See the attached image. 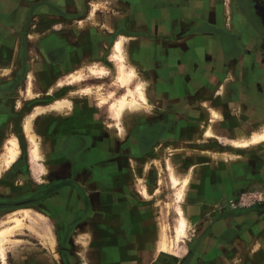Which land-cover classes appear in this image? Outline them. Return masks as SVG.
Segmentation results:
<instances>
[{
    "label": "rangeland",
    "instance_id": "1",
    "mask_svg": "<svg viewBox=\"0 0 264 264\" xmlns=\"http://www.w3.org/2000/svg\"><path fill=\"white\" fill-rule=\"evenodd\" d=\"M201 1L186 0V5L159 4V9H164L166 12L171 10L174 14L186 10V19L161 20L156 22V25H153L159 29L158 35L147 36V38L143 36L135 38L136 41H148V38H153L154 44L159 46H157L159 48V68L160 76L163 79L167 80L170 77L172 79L181 77L180 79H182L184 74L181 73V68L177 69V66H181L182 63L179 64V61L174 62L173 57L175 54L167 53L166 51L167 46L173 44L177 38L168 36V34L172 33L171 30L163 31L168 27L173 29L176 34L179 30H184L183 34H186V64L188 63L186 65V85L182 83L178 85H166L165 83L159 85L149 84L147 93L151 99L152 106L144 102L143 104H145V107L148 106L150 110L142 109L129 112L124 120L126 131H130L133 122L141 124L143 127L153 124H168V127L170 126L174 130V132L166 134L169 144L166 143L165 148H160L158 153L149 154L148 158L145 159V162H149L147 166L145 162L144 164L132 162L133 157H135L136 162L137 160L139 161L137 154H128L129 163L125 162L121 146L124 142V135L127 133L125 131L119 134L120 130L118 131L116 128L119 123L115 122L110 116L109 105L112 100L101 105L100 97L102 96L107 97L111 92L116 93V97L123 95V89H119L115 82L118 69L115 66L116 63L111 59L113 48L110 49L108 54L109 59L104 63V65L108 66L109 73L110 71L112 73L106 83L99 86L101 88L95 86L93 88L94 93L89 94L94 108L100 111L99 117L104 124L105 130L101 136L108 134L110 141L107 142H113L110 151H108L109 147L106 148V153L104 151L102 159H99L100 164L110 162L109 166H111V169L109 168L110 175L107 177L109 181L99 186L98 190H103V192L99 193V195H94V206L91 203L90 194H94L92 187L93 182H96L94 180L88 181L92 179L93 173L90 168L83 169L80 172L82 174L80 177L82 179L86 178V180L81 179L79 181L80 186L82 185V189L88 194L89 203L92 206L91 212L88 214L90 218L94 217V221L90 222L87 228L93 231V234L89 238V247L85 251L86 257L89 258V262L92 264L89 252H96L95 250H97L98 253H102L104 249L107 251L110 248L115 249L114 247L117 246H109V238L120 236V231L123 233L134 231L139 238H142L141 240L153 241L155 245L148 246L150 250L153 248L154 256L159 254V252L161 254V245L164 247L165 243L167 246L174 244L178 255L168 254L164 256L165 259H173L174 264H180L183 261V264H194L192 263L193 259L197 260L196 264H209L208 262L214 258L216 261L222 259L221 264H228L226 256L231 258L242 254L244 257L253 258L255 256L256 264H261L264 261V245L246 254L243 252L247 248V244L251 242L248 239L251 240L254 236L253 234V236H250L251 238L247 237L246 234L250 228L258 231V226L262 225V232H255L257 238L264 236V142H252L253 134L264 126V116H260L264 111V43L258 42L257 45L259 47L257 48L254 47L256 44L253 46L250 43L249 38L253 35L250 31L252 23L249 19L250 15L246 0H214V3L209 5ZM232 1L235 3V7L229 4ZM228 6H230L231 10H228ZM232 10L235 17L230 24L227 14L230 15ZM19 23H21L22 31L20 32L21 34L19 33L17 41L20 46H23L24 42L21 41L22 33L24 34L25 30H32V28L35 30L34 20H32V17L27 16L25 20ZM197 31H215L220 33L222 38L219 34L216 36L212 34L205 35L202 32H200L201 34H194ZM179 37L181 39L182 36ZM29 39L35 40L33 34ZM116 39H118L117 36L112 40L115 42ZM170 39L172 40L171 42H169ZM20 46L16 55L13 52L14 56H16V63L10 60L13 54L11 52L6 53L10 57L9 61H11V64L14 63L17 67L15 70L12 68L9 75L2 76L0 84H8L21 76L22 65L20 56H22V51L21 53L19 52ZM204 47L208 51L209 49H212V51L205 53ZM237 48L242 50V57H238V60L231 64V57L236 53ZM127 54L126 65L132 61L130 53L128 52ZM219 61H222V63L220 67H217V62ZM177 63L179 65L176 66V70H173L174 65ZM167 64L169 65L167 66ZM233 64L235 65L233 68L235 79L230 73V65ZM221 66L223 67L221 68ZM163 68H169V73L161 72ZM130 69L127 65V70ZM249 71L252 73H249ZM15 72L20 74L17 75ZM78 74L83 75L84 80L81 84L92 80L90 69L89 73L80 71ZM137 74L135 82L144 81L140 71ZM71 75L65 79L68 86L77 84L70 80L72 78ZM225 79H229L225 81L227 83L229 81V83L225 93L221 95L219 90L222 81ZM26 81L30 82V79L26 78ZM235 87H243L244 92L246 90L251 91L254 99L243 97L245 96L244 93L235 94L233 92ZM37 93H39L38 90ZM34 97L35 95L30 98ZM255 100H258L259 104H255ZM210 109L220 111L223 114V119L216 121ZM251 112L259 115L253 117ZM213 120L216 122H212ZM209 126L212 127L215 136L210 134L209 136L207 131H205ZM185 130H191L192 132L191 134L186 133V138H184L183 134ZM245 138L249 139L246 140ZM244 140L249 141L251 144L240 147L234 144V142H242ZM9 141L6 145L9 144ZM19 142L21 145H19L21 147L20 155L16 161L20 157L26 158L28 169H26L25 174L12 177L11 171L16 165L15 161L10 168L0 175V201L4 203L11 202L12 199L16 201L15 199L17 198V200H20L19 198L29 196L31 192H37L41 189L45 190V188L53 186L57 182L54 179L53 172L44 176L40 162L31 159L30 149L33 145L32 141L24 139L23 143L21 140ZM5 146L0 148V152ZM158 150L159 147H157ZM94 151L96 152V150ZM228 156L230 157L229 160L225 159ZM86 160L85 164L93 163L91 157ZM157 162H160V168L157 167ZM172 170L181 179V182L175 184L172 181ZM63 172L65 173L64 176L68 174L65 170ZM188 176L190 177L187 180ZM140 177H142L143 181H140ZM222 184L223 186L225 185L226 189L219 190L217 187ZM144 186L146 187L145 190L143 189ZM182 189H186V201L182 203L186 216L190 221L195 222L193 224L197 227L188 232L186 239L177 241L175 238V227L181 218L177 193L179 194ZM108 190L122 193L121 195L114 194ZM145 191L148 197L145 196ZM141 192L143 195H141ZM125 193L127 196H124ZM56 198V196L50 197L33 209L39 212L41 211L39 207L43 204L51 205L55 208L63 206V208L59 207L62 210L69 208L71 197L67 196L64 199L65 201ZM117 200L118 202L115 205L121 206L124 203L141 211L140 213H135L140 218V221L135 224L130 223L132 227L135 225L136 228L120 230L118 229V223L115 225L109 223L112 214L99 213V211L103 212L106 210L104 206L110 205ZM72 202L81 204L82 200L81 198H75ZM97 210L98 212H96ZM10 213L11 211L5 209L0 210V231L13 225V223L4 224L10 217ZM45 215L47 216L33 211V217L36 219L33 222L30 218L19 214L25 225L22 230L18 231L19 233L17 232L16 236L11 238L12 242L6 243V259L9 264H17L20 256L23 257L21 264L82 263L78 254L79 247H77L75 235L72 232L76 229L74 228L76 224L81 220V215H86V213L77 214L63 211L56 214L45 212ZM119 215L125 214L124 212H116L115 219L113 218L115 222H119ZM67 219H69L70 223H68ZM67 224H69L68 227ZM161 224L163 226H160ZM111 225H113V229L110 228ZM47 230L57 237L61 261L47 249L46 243L41 237L45 231L47 233ZM167 230L170 239L172 238L171 241L166 234ZM160 232L161 240L158 247L157 242L160 238ZM164 238L169 242H165ZM209 238H212L210 242H208ZM257 238H255L256 242H260V239L257 240ZM238 239L239 241H237ZM240 241H243V244L239 245ZM100 242H104L105 245L102 246ZM184 248L186 250H183ZM217 249H219V253L213 258L212 255ZM189 252L190 255L188 257ZM31 254L33 256L29 257ZM232 262L234 264H246L244 260L240 261L239 259H234Z\"/></svg>",
    "mask_w": 264,
    "mask_h": 264
},
{
    "label": "crops",
    "instance_id": "2",
    "mask_svg": "<svg viewBox=\"0 0 264 264\" xmlns=\"http://www.w3.org/2000/svg\"><path fill=\"white\" fill-rule=\"evenodd\" d=\"M201 2L209 5L214 3V0H203ZM159 4L186 5V0H0V66L10 67L14 70L17 67L14 63L11 64V61H9L10 57L7 56L6 53L11 52V54H13L14 52L15 55L17 54V49L20 46L17 41V37L22 31L21 23L19 22L25 20L27 16L32 17L34 20L35 30L32 28V30H30L27 34L22 33V35L25 37L24 49L21 45L19 50L20 53L21 51L23 54H25V52L28 53L26 76L29 78L30 71H32L31 73L34 74V82L36 87L35 91L37 92L38 90L39 93L37 94L43 95L40 97V99L45 100L44 103H41L42 107L49 108L55 103V100L63 98L72 100L75 105L74 110L71 112L48 111L46 113L39 114L34 120L36 132L39 134L43 142L42 147L44 148L48 158L47 167L50 171L54 172V174L55 170H57V163L59 162L58 158H63L62 153H60L62 143L64 139L69 136H77L80 140L77 143L79 144V153L77 157L80 163L91 157L94 161V164H99V159H102L104 151L106 153V148L109 147L110 149L111 147V145H108L111 142H107L110 141V136L108 134H103L105 137L101 136L105 129L103 127V121L99 117L100 111L94 108L92 99L89 97L90 95H83L79 91L85 88L93 89L95 86L98 88L102 84L106 83V80L112 71H110V73L104 78L97 79L92 76V80L86 81L87 83L84 82L82 84L80 83L73 86H68L65 79H67V77L71 74H78L80 71L89 73V66L92 64L97 63L98 65H104V63L109 59L108 54L110 53V49L113 48L114 53L115 44L118 42V39H120L121 36H143L144 38H147V36L158 35L159 29L153 26L156 25V22L161 20H180L181 18L186 19V10L174 14L171 12V10L170 12H166L164 9H159ZM229 4L235 7V3L233 1ZM32 6L34 7L31 8ZM96 6L98 7L97 9H95ZM227 16L231 24L235 17L233 10L231 11L230 15L227 14ZM109 28H112V31ZM183 31L184 30H179L177 34L174 32V30L173 32L171 31L172 33L169 32L170 34H168V36H174L177 39L174 40L173 44L167 46L166 49L167 53L175 54L173 57L175 60L174 62L179 61V64L182 63L181 66H177L179 65L178 63L176 65L172 64L174 65L173 70H176V66L177 69L181 68V73L184 74L182 79H180L181 77H179V79H177V77L174 79L170 77V79L165 80L162 76H160L159 46L154 44L153 38H148V41H134L132 45L129 46V53L132 61L131 63H127V65L129 68H135L136 72L140 71L142 80L147 79L145 82L148 83V85H159L161 83H165L166 85H178L182 83L186 85V34H183ZM32 34L35 37L34 41L29 39ZM116 36L118 39H116L114 42L112 39ZM179 36H182L181 39ZM171 41L172 40L170 39L169 42ZM54 49L63 51L65 56L63 62L55 63L48 60L47 52H51V50ZM14 54L11 56L10 60L15 62L16 56H14ZM7 61L9 62L7 63ZM217 63V67H220L222 61ZM168 65L169 64H167V66ZM105 66L108 68L107 65ZM234 66V64L230 66L231 76ZM222 67L223 66H221V68ZM168 71H170L169 68H163L161 72H166L168 74ZM249 73L252 72L249 71ZM19 74L20 73L17 75ZM234 76L233 78L235 79ZM1 77L0 79H2ZM226 80L229 79H225L221 84H223ZM137 82H134V85L137 86ZM139 82L143 83V81ZM59 84H61L62 87H58ZM28 87L29 84L26 86V88L28 89ZM233 92H235V94L244 93L245 96L242 95L243 97L254 99L252 92L249 90L244 92L243 87H235ZM219 94L223 95L220 93V90ZM254 103L259 104L258 100H255ZM210 110H213V115L216 113L217 115H220V118L222 117L221 119H223V114L220 111L215 109ZM31 115L26 117L25 122L31 117ZM217 115H214L216 121L219 120ZM251 115L255 117L259 114L251 112ZM260 116H264V111ZM214 120L212 122H216ZM23 128L25 130V127ZM208 128L205 129V131H207ZM4 132L6 131L4 130ZM25 133L28 139L27 131ZM186 133L191 134L192 132L191 130H186ZM13 136L15 135L12 134L11 137ZM11 137H9L7 142ZM218 137L220 138V136ZM83 138L90 140L88 146H86L85 149ZM245 139L248 140L249 138ZM94 150H96V152ZM59 169H61L59 172L61 174H65L63 172L64 170L68 173L65 175V177L71 176V173L68 170L69 168L62 167ZM99 186L100 183L93 182V192L98 190ZM224 186L222 184L217 188L219 190L226 189ZM90 195L91 203L94 206L95 196L94 194ZM141 195H143L142 192ZM117 202L118 200L113 201L110 205H106L108 207L104 206L106 210L103 212L99 211V213L112 214L109 223L114 225L118 223V229L120 230L136 228L135 225L132 227L130 223L135 224L136 222L140 221V218L137 217L135 213H140L141 211L138 208H132V206L124 203H122L121 206L115 205ZM39 209L41 210L39 212L35 211L34 209H32V211L37 214L40 213L44 216H47L45 215V212L49 211L50 207L43 204L42 206L40 205ZM96 212H98V210ZM116 212H124L125 214L119 215V222L114 221ZM133 212L134 214H132ZM93 221L94 217L87 218V216H85L75 228H77L78 225H80L79 227L81 228H88L90 222ZM112 226L113 225L110 227L111 229H113ZM160 226H163V224ZM261 226H258V231L249 227L252 230V234L248 228L249 232L246 234L247 237L251 238L250 236H253V234L254 236L251 238V240L248 239V241L251 242L247 244V248L245 251H243L245 252L244 254L264 245V236L257 238L256 235V232H262ZM91 232L93 234V231ZM119 234L120 236H112L109 238V246H117L114 247L115 249L110 248L108 251L104 249L102 253H98L97 250H95L96 252H89L91 255L90 260H92L93 264H174L173 260L165 259V257L160 254L158 250L161 240V232L159 241L157 242V251L159 254H156V256H154L155 253L153 248L150 250L148 246L155 245L153 241L148 242L147 240H141L142 238H139L137 233L134 231H126L124 233L120 231ZM166 234L169 237L168 230ZM255 238H257V240L260 239V242H256ZM237 241H239V239ZM100 244H102V246L105 245L104 242H100ZM241 244H243V241H240L239 245ZM183 250L186 249L184 248ZM218 253L219 249L215 251L213 257H216ZM30 256L32 257L33 255L31 254L29 257ZM22 258H20V260ZM225 258L228 264H234L232 262L234 259H239L240 261L244 260V263L246 264H256L255 262L257 261L256 259L254 260L255 256L253 258L244 257L243 254L241 256H234L231 258L226 256ZM87 259L89 261V258ZM210 262L212 264H221L222 259H218L217 261L216 259H212L208 263L210 264ZM183 263L184 261L180 264ZM261 264H264V261L261 262Z\"/></svg>",
    "mask_w": 264,
    "mask_h": 264
},
{
    "label": "flooded vegetation",
    "instance_id": "3",
    "mask_svg": "<svg viewBox=\"0 0 264 264\" xmlns=\"http://www.w3.org/2000/svg\"><path fill=\"white\" fill-rule=\"evenodd\" d=\"M246 3L248 6V13L250 15L249 19L252 23V28L250 29V31L253 34L252 36H250L249 40L251 45L254 46L256 44L254 47L257 48L259 47V45H257L258 42H262L261 44L264 43V0H246ZM166 30H171L173 32V29H170L168 27H166V29H164L163 32H166ZM29 31L30 29L25 30L24 33L27 34ZM200 32H202L205 35L212 34L216 36L219 34V36H221L222 38V35L215 31H199V32L197 31L194 34H198ZM140 37L138 36L136 38H140ZM22 41L23 42L25 41V37L23 35H22ZM22 48L24 49V45L22 46ZM203 50L205 53L212 51V49H209L208 51L206 47H204ZM254 51H258V50H254ZM236 53L231 57L232 58L230 60L231 64L234 63L236 60H238L237 59L238 57L239 58L242 57V50H240L239 48H237ZM198 54H200V52H198ZM47 57L48 60L53 61L55 63H61L65 59L63 51L59 49H54L51 50V52H47ZM27 60H28V53L25 52V54L21 56V65H22L21 76L18 77L17 79L12 80L8 84H0V148L4 146V144L7 142V140L9 139V137H11L12 134L15 135L18 138V140H21L22 143L25 138L27 139L26 133L24 132V128H23L25 119L26 117H28L29 115H31L36 111L35 109L37 106H40L41 103H44L45 101L40 99V97H42L43 95H39L37 94V92L34 93L36 95L34 98H30L28 96V89L26 88V86H28L29 84V82L26 81ZM186 65H188V63ZM24 75L25 77H23ZM184 121L186 123L185 119ZM34 127L36 130L35 124ZM4 130L6 132H4ZM172 132H174V130H172L170 126L168 127V124H156V125L153 124L143 127L141 124H137L136 122H133L130 131H126L127 134L124 135L125 137L123 138L124 142L122 143L121 146L123 159L125 160V162L129 163L128 154H137L139 161L137 160L136 163L144 164L145 159L148 158L149 154L152 155L155 154V152L158 153L160 151V148H165L166 143L169 144L168 143L169 140H167L166 134ZM184 138H186V130L184 131ZM79 141L80 140L78 139L77 136H69L66 139H64L60 150V153H62L63 155L62 158L63 160L58 158L59 162L57 163L58 165H57V170H55V174L54 172L52 173V171H49V173L50 174L52 173L54 179L57 181L53 186H48L47 188H45V190L41 189L38 190L37 192H31L29 196L26 197L24 196L22 198H19L20 200H17L18 198L15 199L16 201L12 199V201L8 203L7 202L4 203L3 201H0V210L5 209L8 211H14L16 209L18 210L24 208L33 209L36 206L38 207L40 203L44 202L50 197L56 196L58 199L61 200L63 199L62 201H65L64 199L68 196L72 198L70 200L71 203L69 204L68 209L62 210L60 208H63V206H57L55 208L54 206L49 205L50 210L47 211V213L50 212V214H56L58 212H63V211L69 213L75 212L77 214L86 213V215H81L80 217L81 220L78 223H80L85 216L89 218L88 213L91 212L92 206L89 203L88 194H86V192L82 189L81 187L82 185L80 186L79 181L82 179L80 177L82 176L80 172L83 169L86 170V168L88 169L90 168L91 172L93 173L92 179L95 178L93 180L96 183L104 184L109 181V178L107 177L110 175L109 172L111 166H109L110 162L108 163L105 162L103 164H100L101 163L100 162L99 164L95 165L94 161L93 163L85 164L87 161L85 160L82 163H80L77 157L79 153L78 151L79 144L77 143ZM89 142L90 140H86L83 138V143L85 144L84 149L86 148V146H88ZM112 143L113 142H111L108 145L112 146ZM157 147H159L158 151H157ZM108 151H110V149H108ZM146 163L148 162H145V164ZM27 164L28 162L26 158L20 157L16 162V165L14 166L13 170L11 171L12 173L11 176L14 177L25 174L26 169H28ZM62 167L69 168L68 170L71 173V176L65 177L63 173L62 174L59 173L61 170L59 168ZM92 179L88 181H92ZM82 180H86V178ZM108 191L120 195L122 193V192L118 193L115 191L112 192L111 190ZM102 192L103 190H96L93 193L94 195H99V193ZM124 196H127V194L125 193ZM75 198H81L82 200L81 204L73 203L72 201H74ZM67 221L68 223H70L69 219H67ZM68 226L69 224H67V227ZM79 226L80 225H78L77 227ZM231 230L230 233L232 234ZM211 239L212 238H209V240L207 239L208 242H210ZM189 255L190 252L188 254V257ZM20 258H22V256L18 258L17 264H21ZM195 262L196 260L193 259L192 263L196 264ZM210 264L212 263L210 262Z\"/></svg>",
    "mask_w": 264,
    "mask_h": 264
},
{
    "label": "bare ground",
    "instance_id": "4",
    "mask_svg": "<svg viewBox=\"0 0 264 264\" xmlns=\"http://www.w3.org/2000/svg\"><path fill=\"white\" fill-rule=\"evenodd\" d=\"M97 8L98 7L96 6L95 9H97ZM228 10H231L230 6H228ZM109 29L112 31V28H109ZM135 38L136 37H133V36H121V38L118 39V42L115 44L114 53H112L113 55L111 57L112 61L114 63H116V67L118 69V75L115 79V82H116V85L119 87V89H123V95L120 97H116V93L111 92L109 94V96H107V97L106 96L100 97L101 105H104L106 102L108 103L109 100H112V103L109 105L110 116L115 122L119 123L118 125H116L118 130H120L119 133L126 131V127H125L126 125L124 124V120L127 116V113L139 111L142 109L149 111L150 109L148 108V106L147 107L144 106L146 103L151 104V106H152L151 99L149 98L148 93H147L148 83H146L144 80L143 83L138 82L137 86L134 85V82L137 80L138 74L134 68L127 70V65L125 63V61L127 60V56H128L127 53L129 52V46L132 45V43L134 41H136ZM89 69H90V77L91 78L93 76L97 79L98 78L101 79V78L106 77L109 74V70L107 69V67L105 65H102V64H99V65L97 63L92 64L89 66ZM10 71H11L10 67H1L0 66V77L9 75ZM232 76H234L233 71H232ZM71 77L72 78H70V80H72V82L77 83V84H80L84 80L83 75H79V74L78 75L72 74ZM29 79H30V82H29V88H28V96L33 97L35 95L34 93L36 92L35 91V85L33 82L34 81V74L33 73H30ZM226 84H227V82H224L222 84L221 89H220V93H222V94L225 93V90L227 87ZM58 87H62V85L59 84ZM80 93L83 95H89L90 93H94V90L92 88H85V89H82ZM143 102L145 104H143ZM74 108H75V105H74L72 100L67 99V98L57 99V100H55V103L53 105H51L49 108L37 106L35 109L36 110L35 113L33 115H31V117L28 118L25 122V125H24L25 130L24 131L25 132L27 131V136H28V138H30V140L32 141V144H33L31 149H30V157L32 160L40 162L41 171H42V174L44 176L49 174V171H48L49 169L47 167L48 158L46 156V152H45L44 148L41 146L42 140H41L39 134L34 129V120L39 114H43V113H46L48 111L71 112L72 110H74ZM214 115L216 116L217 114L215 113ZM217 116L219 117V119L222 118V117L220 118V115H217ZM207 133H208V135L210 134V135L215 136V133H214L211 126L208 128ZM252 142H254V143L264 142V126L261 130L256 131L253 134ZM234 144L236 146L240 147V146H248L251 143L249 141L244 140L242 142H239V141L234 142ZM19 145L20 144H19L17 138L15 136H13L10 139L9 144L6 145L3 148V150H1V152H0V175L3 174V172L6 171L8 168H10L12 166V164L19 157V155H20V146ZM229 158L230 157L228 156L225 159L229 160ZM132 162L136 163L135 157H133ZM159 163L160 162L156 163L158 168H160ZM148 164H149V162L146 163V166ZM189 177L190 176H188L186 179L188 180ZM171 178H173L172 181L175 184L181 182V179L177 177L174 170H172V172H171ZM140 181H143L142 177H140ZM187 182H189V181H187ZM145 188L146 187L144 186L143 189L145 190ZM144 194L146 197H148V194L146 193V191L144 192ZM185 198H186V189H182V191H180L179 194L177 193V201L180 204V206L178 205L179 207L178 206H176V207L179 208V213L181 216L177 226L175 227V234H176L175 238L177 239V241H180L182 239H186L188 232H191V230H194L197 227L195 224H193L195 222L190 221L188 219V217L186 216V211L184 210V207L182 204L183 202L186 201ZM19 214L24 215L23 217L30 218L33 222L36 221V219H34V217H33V211L31 212L30 208H24V209H18V210L16 209L14 211H11V213L9 215L10 217L4 222V224L5 223L6 224L13 223V225L6 227L2 231H0V259L2 262L1 264H9L7 259H6V251H5L6 243L12 242L11 238L16 236V234L19 233L18 231L22 230L23 226L25 225L24 220L21 219ZM38 216L40 217V215H38ZM43 220H44V218H43ZM35 224H37V223H35ZM35 224H33V226H35ZM72 233H73V235H75L74 237L76 239L77 247H79V249H78L79 253L78 254H79L80 260H82L81 264H92L88 261V259L86 257L87 255H85V251H87V249L89 247V238L92 237V232L89 231L87 228L85 229V228L77 227ZM41 237L43 238L44 242L46 243L47 249L59 261H61L60 253L58 251L59 242L57 241V237L51 231H48V230H47V233L45 231V233ZM164 239H165V242L168 241V240H166V238H164ZM160 250L162 251L161 254L163 256L168 255V254L178 255L176 253L174 244L167 246L165 243L164 247H162V245H161ZM166 258H168V257H166Z\"/></svg>",
    "mask_w": 264,
    "mask_h": 264
}]
</instances>
